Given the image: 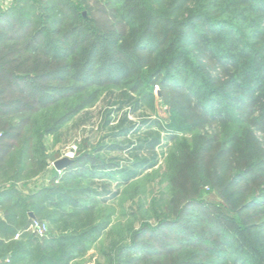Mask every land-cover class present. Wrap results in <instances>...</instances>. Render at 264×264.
<instances>
[{"label": "trees", "instance_id": "obj_1", "mask_svg": "<svg viewBox=\"0 0 264 264\" xmlns=\"http://www.w3.org/2000/svg\"><path fill=\"white\" fill-rule=\"evenodd\" d=\"M4 3L0 264H83L98 243V264H264V0ZM100 101L99 140L18 191ZM150 175L114 235L108 203Z\"/></svg>", "mask_w": 264, "mask_h": 264}, {"label": "rangeland", "instance_id": "obj_2", "mask_svg": "<svg viewBox=\"0 0 264 264\" xmlns=\"http://www.w3.org/2000/svg\"><path fill=\"white\" fill-rule=\"evenodd\" d=\"M6 4V3H4ZM157 89V88H155ZM156 95H159L158 92ZM102 106L101 101L97 103V105L92 108V113L94 115V120L89 124V126L86 127H80L77 129L71 128L69 130H64V134L60 137V139L52 145V149L59 151L61 153L60 157H63L66 153H73L77 147V144L79 141H81L85 137H89L91 142L95 143L99 140V137L101 133H97L95 120L97 117V111ZM155 110L157 112H153L151 110H146V114L151 115L152 117H155V113H157L160 116H165V110L162 105H160L158 102H156ZM140 117V116H139ZM138 116H134L133 119L135 121H138ZM50 140V143H53V139ZM170 145V144H169ZM73 154L71 158L73 157ZM59 157V158H60ZM154 175H150L147 178L140 179L139 182L132 183L129 187H121L119 191V196L117 200L110 201L108 204H110V207L113 209V216H112V224L111 229L112 231H118L119 228H129L130 224H132L133 227H136V217H133L131 215V212H133L132 207L135 204L136 198L140 192H145L148 197L151 195V187L154 184ZM115 184V182H113ZM207 188L205 187V191L207 192ZM113 234L116 235L117 232H114ZM108 243V241H107ZM106 244V242H105ZM100 243L93 246L91 250L88 252L87 256L84 258L83 264H98L105 262L104 256L100 250Z\"/></svg>", "mask_w": 264, "mask_h": 264}, {"label": "crops", "instance_id": "obj_3", "mask_svg": "<svg viewBox=\"0 0 264 264\" xmlns=\"http://www.w3.org/2000/svg\"><path fill=\"white\" fill-rule=\"evenodd\" d=\"M9 1L10 0H4L5 3L9 2ZM0 3H2V0L0 1ZM52 151H53V149H52ZM52 163L53 162H50V161L48 162L47 170L43 174H41L40 176H35L29 180L18 182L17 184H15V188L18 191L23 192L24 194H26L27 192H35V191L39 190V188L42 187L48 181V178L51 175L50 171L52 169L56 170L53 167ZM2 187L8 188L9 184H4L3 186H0V188H2Z\"/></svg>", "mask_w": 264, "mask_h": 264}, {"label": "water", "instance_id": "obj_4", "mask_svg": "<svg viewBox=\"0 0 264 264\" xmlns=\"http://www.w3.org/2000/svg\"><path fill=\"white\" fill-rule=\"evenodd\" d=\"M71 162L72 158L63 156L53 161L52 164L57 171H61L62 169L66 168L69 164H71ZM30 216H33L32 213H30Z\"/></svg>", "mask_w": 264, "mask_h": 264}, {"label": "built area", "instance_id": "obj_5", "mask_svg": "<svg viewBox=\"0 0 264 264\" xmlns=\"http://www.w3.org/2000/svg\"><path fill=\"white\" fill-rule=\"evenodd\" d=\"M73 153H66L64 156H67L69 158H71ZM61 171H58V174H60ZM31 229L34 230L38 235H42V233L45 230V226L43 224H40L36 221L33 222V224L31 225ZM5 261H7V259H5Z\"/></svg>", "mask_w": 264, "mask_h": 264}]
</instances>
